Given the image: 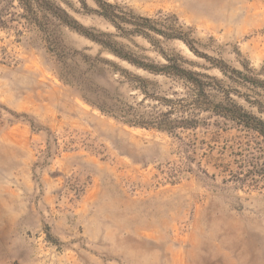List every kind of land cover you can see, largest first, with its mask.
Masks as SVG:
<instances>
[{
	"label": "rangeland",
	"instance_id": "374dc122",
	"mask_svg": "<svg viewBox=\"0 0 264 264\" xmlns=\"http://www.w3.org/2000/svg\"><path fill=\"white\" fill-rule=\"evenodd\" d=\"M56 1L87 30L115 34L80 0ZM107 1L178 18L203 53L233 67L264 65V0ZM21 12L12 9L14 21L0 29V264H264V190L239 182L264 159V141L213 118L182 134L197 149L196 172H183L177 138L125 125L83 99L158 104L106 61L147 79L151 94L170 96L169 79L58 23L41 32ZM158 39L205 64L183 43ZM116 40L162 60L142 38L139 48Z\"/></svg>",
	"mask_w": 264,
	"mask_h": 264
},
{
	"label": "trees",
	"instance_id": "16d2710c",
	"mask_svg": "<svg viewBox=\"0 0 264 264\" xmlns=\"http://www.w3.org/2000/svg\"><path fill=\"white\" fill-rule=\"evenodd\" d=\"M91 1L95 8H89L86 0H80L84 10L106 20L115 29V34L87 30L56 0H0V29L9 28L10 22L14 21L12 9L17 7L22 10L17 16L41 32H49L51 26L58 23L89 38L103 51L136 71L169 79L173 84L170 96L151 94L147 79L106 61L114 74L122 76L130 87L158 104L142 107L141 104L131 105L115 97L100 102H93L85 96L83 99L125 125L157 130L177 138L180 141V168L183 172H196L193 165L196 163L197 149L182 134L207 127L213 118L235 124L264 141V65L260 70L250 64H241V68H236L220 56L203 53L193 30L181 24L176 17H144L107 0ZM136 38L146 40L162 60L138 54L127 44L116 40H128L139 48L134 42ZM158 38L183 43L205 64L190 61L181 53L167 52ZM96 60L101 61L99 58ZM196 167L206 176L209 175L201 164ZM239 182H249L252 189L264 190V159L253 164Z\"/></svg>",
	"mask_w": 264,
	"mask_h": 264
}]
</instances>
